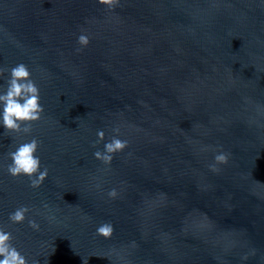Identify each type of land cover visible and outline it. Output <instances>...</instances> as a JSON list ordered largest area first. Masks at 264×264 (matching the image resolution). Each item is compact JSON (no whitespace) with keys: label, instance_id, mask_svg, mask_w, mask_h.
Returning a JSON list of instances; mask_svg holds the SVG:
<instances>
[{"label":"water","instance_id":"1","mask_svg":"<svg viewBox=\"0 0 264 264\" xmlns=\"http://www.w3.org/2000/svg\"><path fill=\"white\" fill-rule=\"evenodd\" d=\"M19 62L44 111L0 127V225L29 264H264V0H0V85ZM32 136L38 188L7 172Z\"/></svg>","mask_w":264,"mask_h":264},{"label":"clouds","instance_id":"2","mask_svg":"<svg viewBox=\"0 0 264 264\" xmlns=\"http://www.w3.org/2000/svg\"><path fill=\"white\" fill-rule=\"evenodd\" d=\"M101 3L111 6L113 0H100ZM78 44L86 46L89 43L88 35L81 33L77 36ZM7 78L0 85V127L4 131L30 134L32 122L41 119L44 111L43 104L40 102V89L36 82L31 78L28 66L19 62L7 70ZM119 127H114L113 132L119 133ZM97 141L104 140L103 129L97 130ZM128 141L121 139L119 135H113L111 139L104 140L103 149L97 148L93 155L108 164L113 159V154L122 151ZM40 141L37 137L23 140L15 145L8 152L10 162L7 164V172L11 176H26L29 186L38 188L48 177V168L41 166L39 155ZM228 154L224 151L217 152L213 157V163L209 164L212 170H217L218 164L226 163ZM109 197L116 196V189L108 191ZM29 208L21 205L8 214V219L12 223H23L27 219L28 225L33 229H39L40 225L34 219H28L26 214ZM96 232L99 235L108 237L113 232L111 222H104L97 226ZM0 264H29L25 255L12 243V234L0 225ZM32 264H39L38 260Z\"/></svg>","mask_w":264,"mask_h":264}]
</instances>
